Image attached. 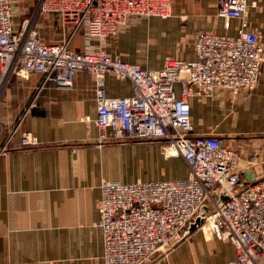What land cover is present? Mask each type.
<instances>
[{
  "label": "built area",
  "instance_id": "obj_1",
  "mask_svg": "<svg viewBox=\"0 0 264 264\" xmlns=\"http://www.w3.org/2000/svg\"><path fill=\"white\" fill-rule=\"evenodd\" d=\"M170 2L37 0L34 17L54 13L61 34L43 43L34 17L14 23L12 1L0 0V88L11 78L26 80L40 73L41 85L70 89L79 72L89 73L99 141L158 139L164 155L184 160L187 173L180 179L101 181L96 224L102 231L103 264H151L189 233L197 217L201 223L196 228L232 245L235 257L229 264H264V176L245 182L236 147L212 133H193L190 104L195 97H242L255 85L264 42L248 30L247 9L256 2L216 0L219 16L239 21L236 35L200 31L192 59L166 56L159 69L123 60L94 44L113 41L139 17L169 15ZM79 33L80 50L72 45ZM109 72L131 81L130 95H106ZM37 144L29 131L20 133V147Z\"/></svg>",
  "mask_w": 264,
  "mask_h": 264
},
{
  "label": "crops",
  "instance_id": "obj_2",
  "mask_svg": "<svg viewBox=\"0 0 264 264\" xmlns=\"http://www.w3.org/2000/svg\"><path fill=\"white\" fill-rule=\"evenodd\" d=\"M11 1L14 23L34 17L37 0ZM254 1L247 9L248 30L264 42V0ZM33 26L43 43L61 38L54 13L38 12ZM238 26L237 19L217 14L216 0H171L169 15L139 17L113 41L94 44L159 69L166 56L192 59L196 33L235 36ZM72 45L83 48L81 33ZM42 79L40 73L11 78L0 88V264H103L96 224L101 181L180 179L187 167L182 157L164 155L158 139L99 141L91 74L79 72L70 89L41 85ZM104 84L109 97L132 91L129 79L111 72ZM190 102L193 133H212L236 147L245 182L264 176V61L245 96ZM22 131L32 133L38 144L20 147ZM234 257L231 244L196 228L151 264H229Z\"/></svg>",
  "mask_w": 264,
  "mask_h": 264
},
{
  "label": "water",
  "instance_id": "obj_3",
  "mask_svg": "<svg viewBox=\"0 0 264 264\" xmlns=\"http://www.w3.org/2000/svg\"><path fill=\"white\" fill-rule=\"evenodd\" d=\"M222 199H226V196H222ZM201 223V218L197 217L194 222L190 225L188 232L193 231Z\"/></svg>",
  "mask_w": 264,
  "mask_h": 264
},
{
  "label": "rangeland",
  "instance_id": "obj_4",
  "mask_svg": "<svg viewBox=\"0 0 264 264\" xmlns=\"http://www.w3.org/2000/svg\"><path fill=\"white\" fill-rule=\"evenodd\" d=\"M59 24V23H58ZM114 40V39H113Z\"/></svg>",
  "mask_w": 264,
  "mask_h": 264
}]
</instances>
